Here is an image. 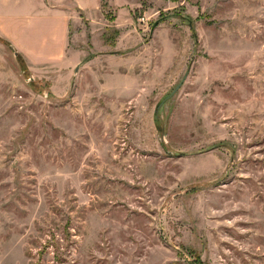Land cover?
<instances>
[{"label": "rangeland", "instance_id": "374dc122", "mask_svg": "<svg viewBox=\"0 0 264 264\" xmlns=\"http://www.w3.org/2000/svg\"><path fill=\"white\" fill-rule=\"evenodd\" d=\"M0 264H264V0H0Z\"/></svg>", "mask_w": 264, "mask_h": 264}, {"label": "crops", "instance_id": "0c3cea01", "mask_svg": "<svg viewBox=\"0 0 264 264\" xmlns=\"http://www.w3.org/2000/svg\"><path fill=\"white\" fill-rule=\"evenodd\" d=\"M77 6L80 7V8H83L84 5H82L81 3H77ZM85 7V6H84Z\"/></svg>", "mask_w": 264, "mask_h": 264}, {"label": "water", "instance_id": "95a60500", "mask_svg": "<svg viewBox=\"0 0 264 264\" xmlns=\"http://www.w3.org/2000/svg\"><path fill=\"white\" fill-rule=\"evenodd\" d=\"M17 55V53H15Z\"/></svg>", "mask_w": 264, "mask_h": 264}]
</instances>
